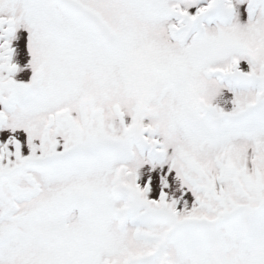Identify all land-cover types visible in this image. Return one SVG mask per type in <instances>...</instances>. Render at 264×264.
<instances>
[{
	"label": "snow or ice",
	"instance_id": "obj_1",
	"mask_svg": "<svg viewBox=\"0 0 264 264\" xmlns=\"http://www.w3.org/2000/svg\"><path fill=\"white\" fill-rule=\"evenodd\" d=\"M0 264H264V0H0Z\"/></svg>",
	"mask_w": 264,
	"mask_h": 264
},
{
	"label": "rangeland",
	"instance_id": "obj_2",
	"mask_svg": "<svg viewBox=\"0 0 264 264\" xmlns=\"http://www.w3.org/2000/svg\"><path fill=\"white\" fill-rule=\"evenodd\" d=\"M21 59L26 61V57H23V56H22ZM30 74H31V73H30V70H26V74L23 76V79H24V80L29 79V78H30Z\"/></svg>",
	"mask_w": 264,
	"mask_h": 264
}]
</instances>
